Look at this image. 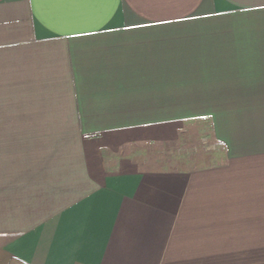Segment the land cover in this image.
<instances>
[{"label": "crops", "instance_id": "crops-1", "mask_svg": "<svg viewBox=\"0 0 264 264\" xmlns=\"http://www.w3.org/2000/svg\"><path fill=\"white\" fill-rule=\"evenodd\" d=\"M0 264H264V0H0Z\"/></svg>", "mask_w": 264, "mask_h": 264}, {"label": "rangeland", "instance_id": "rangeland-1", "mask_svg": "<svg viewBox=\"0 0 264 264\" xmlns=\"http://www.w3.org/2000/svg\"><path fill=\"white\" fill-rule=\"evenodd\" d=\"M193 121L194 123L191 124V127L186 131V134H184V139H186L185 143L187 145H180V147H191V149H194L191 150L192 153H196V155L201 152L204 154L217 153L218 146L214 142L212 135L214 116L210 115L208 117L196 118V120ZM174 152H176V150L173 148H164V163L167 159L173 158L172 153ZM170 163L171 162L167 163V165H170Z\"/></svg>", "mask_w": 264, "mask_h": 264}]
</instances>
